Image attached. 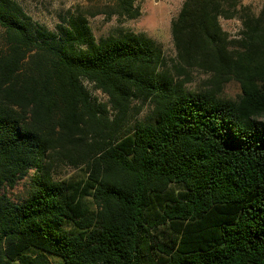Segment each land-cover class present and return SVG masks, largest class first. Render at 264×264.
I'll return each mask as SVG.
<instances>
[{"label": "trees", "instance_id": "trees-1", "mask_svg": "<svg viewBox=\"0 0 264 264\" xmlns=\"http://www.w3.org/2000/svg\"><path fill=\"white\" fill-rule=\"evenodd\" d=\"M0 32V264H264V4L185 0L170 67L144 34L49 30L13 0Z\"/></svg>", "mask_w": 264, "mask_h": 264}, {"label": "rangeland", "instance_id": "rangeland-1", "mask_svg": "<svg viewBox=\"0 0 264 264\" xmlns=\"http://www.w3.org/2000/svg\"><path fill=\"white\" fill-rule=\"evenodd\" d=\"M31 18L33 22L39 23L49 30H54L57 25L63 24L72 16L84 17L96 38L107 37L111 34L117 35L120 31L129 30L134 33H141L151 38L162 50L168 66L176 64V53L171 36V23L176 18L182 3L185 0H132V5L137 15L129 18L123 15L117 6V0H13ZM243 6L251 9L258 15L262 9L264 0H240ZM221 27L230 38H236L240 31L238 18L221 20ZM1 33V32H0ZM1 36V35H0ZM2 39L0 37V45ZM186 75L189 78L187 86L193 88L204 80L208 75L203 71L193 68L187 69ZM185 79V76H183ZM91 97L98 103L108 104L107 97L96 91L89 83H84ZM239 93L238 85L228 81L223 87V94L229 98H235ZM132 108L142 110L137 118H142L148 110L147 104L142 105L141 101L135 100ZM111 116L113 112L108 106ZM77 168L56 162L54 175L57 178H66L75 173ZM22 188L8 191V195L15 197L19 195Z\"/></svg>", "mask_w": 264, "mask_h": 264}]
</instances>
